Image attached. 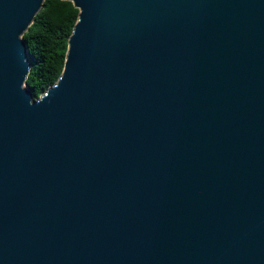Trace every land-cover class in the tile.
Masks as SVG:
<instances>
[{"label": "water", "instance_id": "95a60500", "mask_svg": "<svg viewBox=\"0 0 264 264\" xmlns=\"http://www.w3.org/2000/svg\"><path fill=\"white\" fill-rule=\"evenodd\" d=\"M34 98L0 0V264H264V0H71Z\"/></svg>", "mask_w": 264, "mask_h": 264}, {"label": "trees", "instance_id": "16d2710c", "mask_svg": "<svg viewBox=\"0 0 264 264\" xmlns=\"http://www.w3.org/2000/svg\"><path fill=\"white\" fill-rule=\"evenodd\" d=\"M79 8L71 0H43L32 21L23 31L27 42L29 71L24 83L34 98L53 84L60 75L68 37Z\"/></svg>", "mask_w": 264, "mask_h": 264}]
</instances>
